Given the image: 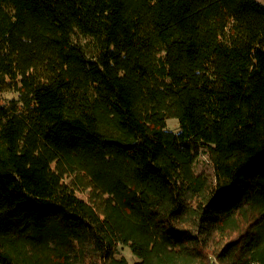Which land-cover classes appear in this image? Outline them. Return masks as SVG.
Segmentation results:
<instances>
[{
  "label": "trees",
  "instance_id": "trees-1",
  "mask_svg": "<svg viewBox=\"0 0 264 264\" xmlns=\"http://www.w3.org/2000/svg\"><path fill=\"white\" fill-rule=\"evenodd\" d=\"M118 247L264 264V2L0 0V264Z\"/></svg>",
  "mask_w": 264,
  "mask_h": 264
},
{
  "label": "rangeland",
  "instance_id": "rangeland-1",
  "mask_svg": "<svg viewBox=\"0 0 264 264\" xmlns=\"http://www.w3.org/2000/svg\"><path fill=\"white\" fill-rule=\"evenodd\" d=\"M255 1H257L258 3L264 2V0H255ZM166 124H167L166 128L169 132L170 131L174 132V133L178 132L179 127H178V123L176 120L169 119V121H167ZM201 172L202 173H211L212 172V167H211L210 163L206 160V157L202 154L199 156L197 163L193 168V173L195 175H198ZM118 249H119V254L121 256H123L129 264H133V262L135 261V258L131 254V252L128 249H125L122 247H118Z\"/></svg>",
  "mask_w": 264,
  "mask_h": 264
}]
</instances>
